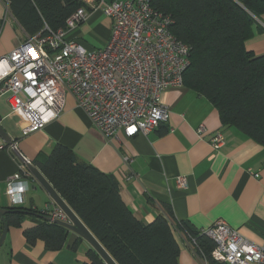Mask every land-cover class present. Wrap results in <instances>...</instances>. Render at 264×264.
Returning a JSON list of instances; mask_svg holds the SVG:
<instances>
[{
    "label": "crops",
    "instance_id": "crops-1",
    "mask_svg": "<svg viewBox=\"0 0 264 264\" xmlns=\"http://www.w3.org/2000/svg\"><path fill=\"white\" fill-rule=\"evenodd\" d=\"M255 35L245 47L264 54V13L255 18ZM259 24V25H258ZM111 20L100 9L68 33L89 49H101L110 35ZM83 28L98 30L101 41H90L76 34ZM27 35L8 11L7 0H0V58L26 40ZM8 91L0 92V125L11 138L0 136V207L9 206L5 182L17 171L21 157L37 161L46 158L57 143L69 147L79 161L114 174L122 198L133 212L151 222L161 212L158 202L168 203L178 220L201 231L222 219L249 241L264 248V146L246 137L236 127L224 126L217 108L203 95L183 86L172 87L161 99L169 107V119L147 135L130 137L118 131L106 140L71 94H65L57 118L43 128L23 134L26 119L9 108ZM205 131L200 133L199 127ZM219 133L218 148L210 144ZM40 170V169H39ZM257 175V176H256ZM183 177L185 184L177 185ZM24 207L44 209L55 206L47 191L35 179H29ZM28 217L25 225L36 221ZM9 226L0 248V264H83L89 263V243L77 242L69 231L65 244L48 250L42 240L29 244L24 226ZM179 244V264H208L196 253L195 244L174 232Z\"/></svg>",
    "mask_w": 264,
    "mask_h": 264
},
{
    "label": "trees",
    "instance_id": "trees-1",
    "mask_svg": "<svg viewBox=\"0 0 264 264\" xmlns=\"http://www.w3.org/2000/svg\"><path fill=\"white\" fill-rule=\"evenodd\" d=\"M150 1L173 17L172 33L189 46L183 86L206 97L217 108L224 126L236 127L264 146V54L245 47L255 29L262 30L255 18L264 13V0ZM7 6L29 36L43 32L45 26L65 28L66 19L78 8L92 10L84 0H7ZM37 165L117 264H179L175 231L194 240L196 253L208 264H225L212 259L213 240L178 220L168 203L158 202L161 212L151 222L143 220L122 198L114 174L79 161L69 147L55 144ZM6 209L8 227H20L26 218L41 213L20 205ZM38 218L24 226L26 241L42 240L48 250L61 248L69 231ZM2 226L0 220V234ZM76 236L72 247L82 239ZM88 257L90 262L83 264H106L93 249Z\"/></svg>",
    "mask_w": 264,
    "mask_h": 264
},
{
    "label": "built area",
    "instance_id": "built-area-1",
    "mask_svg": "<svg viewBox=\"0 0 264 264\" xmlns=\"http://www.w3.org/2000/svg\"><path fill=\"white\" fill-rule=\"evenodd\" d=\"M84 2L111 20L104 47L89 49L68 36L86 19V8H78L66 19L65 28L45 26L43 32L28 36L0 58V92L8 91L10 109L25 117L23 134L57 118L65 94H71L106 140L118 131L127 137L147 135L169 119V107L161 96L169 88L183 86L189 46L172 33L173 17L150 0ZM203 130V126L198 129ZM222 141L216 133L210 144L218 148ZM28 164L30 160L21 155L17 171L5 182L12 205L23 203L29 179H33ZM182 184L185 179L179 177L177 185ZM44 210L51 220L66 221L60 207ZM200 233L213 240L215 261L264 264V248L222 219Z\"/></svg>",
    "mask_w": 264,
    "mask_h": 264
},
{
    "label": "water",
    "instance_id": "water-1",
    "mask_svg": "<svg viewBox=\"0 0 264 264\" xmlns=\"http://www.w3.org/2000/svg\"><path fill=\"white\" fill-rule=\"evenodd\" d=\"M0 136L6 143H11V138L3 130L1 125ZM27 167L32 173V175L35 177V179L47 191L51 199L58 205V207H60L66 213L69 221H61L58 219L51 220L48 216H43L42 218L46 221H50L57 225L63 226L68 231H71L76 235L80 236L87 243H89L91 249L95 250L106 264H117L115 260L110 256V254L105 250V248L100 244V242L95 238V236L91 233V231L86 227V225L81 221V219L57 193V191L53 188L51 183L45 178V176L41 173L37 166H34L33 164H28ZM8 211V209L0 207V220L3 225L0 234V248L5 240V236L8 230L7 223L4 219V214Z\"/></svg>",
    "mask_w": 264,
    "mask_h": 264
},
{
    "label": "rangeland",
    "instance_id": "rangeland-1",
    "mask_svg": "<svg viewBox=\"0 0 264 264\" xmlns=\"http://www.w3.org/2000/svg\"><path fill=\"white\" fill-rule=\"evenodd\" d=\"M93 10V9H92ZM87 14H88V11H87ZM86 18H87V16H86ZM76 34H78V35H80V36H82V37H86L87 39H89L90 41H101V39H103V37H102V35L100 34V32L98 31V30H93L92 28H83V29H81V30H79V31H77L76 32ZM9 103V102H8ZM9 108H10V105H9ZM11 111H12V109H10ZM12 112H19V111H12ZM21 113V112H20ZM23 130V129H22ZM19 155H20V157H21V153H19ZM30 164H32L31 162H30ZM33 178H34V176H33ZM184 184H182L181 186H183ZM5 187H6V184H5ZM6 194H7V192H6ZM7 199H8V201H9V198H8V195H7ZM65 201V200H64ZM55 203V202H54ZM17 205H20V206H23L21 203L20 204H17ZM55 205L56 206H58L56 203H55ZM9 206H12V204L10 203V201H9ZM35 209V208H34ZM61 209V208H60ZM37 210V209H36ZM62 210V209H61ZM38 211H40L41 213L40 214H38V216H37V218L40 220H44L42 217L43 216H47L45 213V210L44 209H38ZM63 211V210H62ZM64 212V211H63ZM65 213V212H64ZM65 215H66V213H65ZM49 217V216H48ZM35 218V217H34ZM36 218V219H37ZM56 220V219H55ZM58 220H60V219H58ZM62 221V220H61ZM66 221H69V219H68V217H67V215H66ZM48 222H50V221H48ZM26 223H24V225H25ZM75 234V233H74ZM192 240V239H191ZM192 242H193V240H192ZM194 243V242H193Z\"/></svg>",
    "mask_w": 264,
    "mask_h": 264
},
{
    "label": "bare ground",
    "instance_id": "bare-ground-1",
    "mask_svg": "<svg viewBox=\"0 0 264 264\" xmlns=\"http://www.w3.org/2000/svg\"><path fill=\"white\" fill-rule=\"evenodd\" d=\"M204 131H205V128H204V130L201 133H203Z\"/></svg>",
    "mask_w": 264,
    "mask_h": 264
}]
</instances>
